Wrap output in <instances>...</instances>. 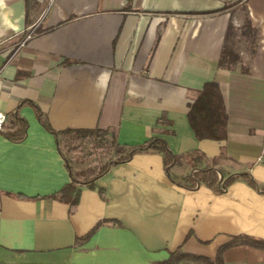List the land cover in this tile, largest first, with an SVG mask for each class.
Instances as JSON below:
<instances>
[{
    "label": "crops",
    "instance_id": "0c3cea01",
    "mask_svg": "<svg viewBox=\"0 0 264 264\" xmlns=\"http://www.w3.org/2000/svg\"><path fill=\"white\" fill-rule=\"evenodd\" d=\"M241 2L255 39L229 0H0V110L28 123L20 142L0 132V264H159L176 250L215 260L223 246V264H264L263 248L230 245L264 239V194L244 178L224 192L181 187L159 152L82 187L71 212L53 196L69 171L35 110L56 131L109 129L128 146L162 138L175 155L221 157L224 175L264 185V0ZM231 26L243 47L223 68ZM212 81L228 116L223 140L197 138L188 118Z\"/></svg>",
    "mask_w": 264,
    "mask_h": 264
},
{
    "label": "trees",
    "instance_id": "16d2710c",
    "mask_svg": "<svg viewBox=\"0 0 264 264\" xmlns=\"http://www.w3.org/2000/svg\"><path fill=\"white\" fill-rule=\"evenodd\" d=\"M233 1V11L241 10L244 12V25L241 34L255 39L258 32L253 25L246 6L240 2L241 0ZM235 33V29L232 26L229 27L219 63L223 68H232L240 61L239 54L235 49ZM35 110L43 126L55 136L58 150L69 171L70 183L65 185L53 196L59 197V199L68 203L71 212L77 206L82 187L94 188L96 180L107 173L113 166L129 161L135 154L148 151L159 152L163 155L164 166L170 179L181 187L196 188L203 185L213 188L217 192H224L231 183L239 178H244L256 190L264 194V185L258 184L247 173L224 175L216 167L221 157L208 159L200 151L190 152L185 155H175L170 150L166 141L158 137H152L140 145H122L118 142L114 131L109 129L75 128L56 131L43 120L38 107L35 106ZM188 118L197 138L214 140H223L226 138L228 116L217 82H208L198 91L196 98L190 104ZM27 129V121L23 117L15 115L9 119V122L7 117V122L0 129V132L10 140L20 142L25 139ZM84 146L89 147L87 151L88 156L92 154L99 156L94 161L95 164L86 168L76 169L72 164V158L82 153ZM183 163L189 167V172L185 176L175 174L174 168ZM219 173L221 177H219ZM94 231L95 229H92L84 238H88ZM240 241L264 249V239L249 236L235 237L230 245ZM226 247L223 246L220 248L215 260L176 250L171 252L168 260L162 261L159 264H179L183 260L198 261L205 264H223L222 253Z\"/></svg>",
    "mask_w": 264,
    "mask_h": 264
},
{
    "label": "rangeland",
    "instance_id": "374dc122",
    "mask_svg": "<svg viewBox=\"0 0 264 264\" xmlns=\"http://www.w3.org/2000/svg\"><path fill=\"white\" fill-rule=\"evenodd\" d=\"M242 1V0H241ZM240 1V2H241ZM230 5H234V1L233 0H229ZM242 3V2H241ZM237 11V10H236ZM240 32H238L239 34ZM241 39V38H240ZM241 41V40H240ZM243 47V44L240 43L239 41H236V45H235V49L237 50V52H239L241 50V48ZM89 147L88 146H84L82 153H79L78 156L73 157L72 158V164L76 169H80V168H86L90 165L95 164V160L97 159V157L99 155L97 154H92L90 156H88L87 151H88ZM79 163H82L81 165Z\"/></svg>",
    "mask_w": 264,
    "mask_h": 264
},
{
    "label": "built area",
    "instance_id": "2783aa9c",
    "mask_svg": "<svg viewBox=\"0 0 264 264\" xmlns=\"http://www.w3.org/2000/svg\"><path fill=\"white\" fill-rule=\"evenodd\" d=\"M32 34H33V31L27 35L26 40L29 39L30 37H32ZM6 121H7L6 113H4L3 111L0 110V129L3 127V125L6 123Z\"/></svg>",
    "mask_w": 264,
    "mask_h": 264
}]
</instances>
